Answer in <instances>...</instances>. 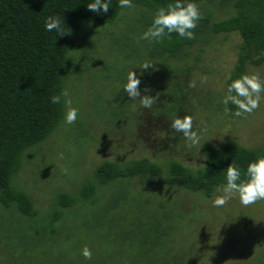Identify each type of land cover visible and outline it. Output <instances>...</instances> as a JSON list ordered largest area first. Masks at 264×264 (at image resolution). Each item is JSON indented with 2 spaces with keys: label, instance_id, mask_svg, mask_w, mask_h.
Returning <instances> with one entry per match:
<instances>
[{
  "label": "rangeland",
  "instance_id": "1",
  "mask_svg": "<svg viewBox=\"0 0 264 264\" xmlns=\"http://www.w3.org/2000/svg\"><path fill=\"white\" fill-rule=\"evenodd\" d=\"M235 1L198 2L202 17L196 28L207 17L209 23L179 57L151 54L139 36L154 12L135 4L114 23L97 25L78 39L65 88L77 120L71 125L62 120L46 141L25 152L14 185L30 196L34 214L24 220L0 205V264H122L144 254L153 264H264V200L242 206L231 199L213 207L217 191L206 198L160 180L150 188L133 178L99 188L94 204L58 203L62 193L77 198L104 161L147 158L164 168L177 161L198 170L207 143L234 140L264 150V92L257 109L241 117L231 115V104L226 113L220 102L242 39L211 28L235 14ZM262 58L258 65L249 63L245 74L264 82V52ZM144 60L153 61L154 70H132L139 74L141 95L156 96L151 109L122 90L127 71ZM184 115L193 117L200 137L196 146L169 128L172 118ZM55 210L63 217L51 225ZM157 222L166 233L149 247L142 240ZM85 246L92 253L88 260L80 255Z\"/></svg>",
  "mask_w": 264,
  "mask_h": 264
},
{
  "label": "trees",
  "instance_id": "2",
  "mask_svg": "<svg viewBox=\"0 0 264 264\" xmlns=\"http://www.w3.org/2000/svg\"><path fill=\"white\" fill-rule=\"evenodd\" d=\"M202 0H195L197 4ZM88 0H0V205L19 212L30 219L34 205L30 196L14 185V177L23 165L27 150L46 141L62 121V104H50L49 97L66 88L72 65L71 52L80 37L86 38L97 25L114 23L121 9L116 0H109L107 12L93 13L85 5ZM170 0H132L152 12ZM58 13L69 33L58 35L45 32V16ZM205 18L193 29V39H180L172 34L160 44H149L152 55L179 57L184 47L195 42V37L207 28ZM215 34L238 33L242 39L232 76L245 74L247 65L260 64L264 52V0H236L235 14L212 25ZM205 163L193 170L177 161L166 168L147 159L125 164L104 161L94 171L93 179L85 181L77 198L62 193L58 203L62 208L79 202L95 203L99 188L123 179L138 178L154 188L158 180L174 188L201 193L211 198L224 181V168L233 163L241 168L249 160L264 155L263 149H247L234 140L220 146L204 144ZM63 217L55 210L50 224ZM153 231L156 232L153 234ZM166 233L162 224L151 225L142 243L155 245ZM150 241V242H149ZM156 241V242H155ZM149 244L148 246L150 247ZM148 249H145L147 252ZM121 264V263H120ZM122 264H153L147 254Z\"/></svg>",
  "mask_w": 264,
  "mask_h": 264
},
{
  "label": "clouds",
  "instance_id": "3",
  "mask_svg": "<svg viewBox=\"0 0 264 264\" xmlns=\"http://www.w3.org/2000/svg\"><path fill=\"white\" fill-rule=\"evenodd\" d=\"M87 10L93 13L107 12L109 0H88L85 5ZM116 7L123 10L132 7V0H116ZM202 13L197 7L195 0H170L164 6H158L151 18L149 26L140 34L139 39L149 44H160L165 39H171L172 34L180 39H193V29L201 19ZM64 22L58 13L45 16L43 29L45 32H55L58 35L69 33L64 27ZM138 67L141 70H154V62L144 60L138 66H134L126 73L122 84L123 92L130 98L136 100L139 97V106L143 109H151L156 103V96L141 95L138 88L140 84L139 74L132 69ZM189 87H194L195 82H190ZM147 93L148 89L143 90ZM264 92V82L256 74H241L231 79L227 84L221 103L225 106L233 105L231 115L241 117L251 114L257 109L261 99L260 94ZM50 104H62L64 112L62 120L65 125H71L77 120L78 109L72 106L67 89L61 88L58 94L49 97ZM169 128L173 133H179L191 146L200 143V137L193 128V117L184 115L170 120ZM217 195L212 198L213 207H223L229 200L238 199L242 206H248L257 201L264 200V155H258L249 160L244 168L230 163L224 168V181L216 188ZM80 255L88 260L91 258V250L85 246L80 249Z\"/></svg>",
  "mask_w": 264,
  "mask_h": 264
}]
</instances>
